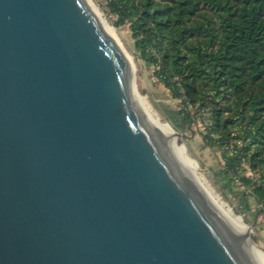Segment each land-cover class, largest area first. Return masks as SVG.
I'll list each match as a JSON object with an SVG mask.
<instances>
[{"label":"water","instance_id":"water-1","mask_svg":"<svg viewBox=\"0 0 264 264\" xmlns=\"http://www.w3.org/2000/svg\"><path fill=\"white\" fill-rule=\"evenodd\" d=\"M133 76L88 0H0V264L264 257L254 224L234 226L149 120Z\"/></svg>","mask_w":264,"mask_h":264},{"label":"trees","instance_id":"trees-1","mask_svg":"<svg viewBox=\"0 0 264 264\" xmlns=\"http://www.w3.org/2000/svg\"><path fill=\"white\" fill-rule=\"evenodd\" d=\"M107 5L116 26L129 23L140 58L157 67L153 74L171 96L206 111L204 140L225 147L221 174L250 190L264 212V0ZM184 120L189 125V113ZM232 140L240 144L227 145ZM244 162L255 177L244 175Z\"/></svg>","mask_w":264,"mask_h":264},{"label":"rangeland","instance_id":"rangeland-1","mask_svg":"<svg viewBox=\"0 0 264 264\" xmlns=\"http://www.w3.org/2000/svg\"><path fill=\"white\" fill-rule=\"evenodd\" d=\"M103 15L106 23L115 31L122 45L133 59L134 66V85L138 93L146 97L153 111L165 122H167L175 131L181 134L177 139V145L181 148H187L191 153L198 173L203 177L214 192L232 208L233 213L239 215L248 227L252 224V240L264 249V212H259V206L255 198L251 196L250 190L240 186V182L230 183L221 171L225 169V163L222 156L225 147L218 148L209 145L203 138L201 130L197 125L190 126L179 114V100L173 98L170 92L154 76L153 66L148 65L139 56L135 48V40L132 37L129 23L116 26L117 17L110 12L107 0H91ZM114 23V24H113ZM216 138V136H214ZM227 145L240 144L237 141H229ZM228 146V147H229ZM186 149V151H187ZM244 175L250 178L255 177L249 169L246 162L242 165ZM235 179V178H234Z\"/></svg>","mask_w":264,"mask_h":264},{"label":"bare ground","instance_id":"bare-ground-1","mask_svg":"<svg viewBox=\"0 0 264 264\" xmlns=\"http://www.w3.org/2000/svg\"><path fill=\"white\" fill-rule=\"evenodd\" d=\"M90 2V4L92 5V7L95 9V11L98 13V15L100 16V18L102 19L103 23L105 24V26L107 27V29L109 30V32L112 34V36L115 38V40L119 43V45L121 46L122 50L124 51V53L126 54V56L128 57L130 63L133 66V59L132 57L129 55V53L126 51L125 47L122 45L120 39L118 38V36L116 35L115 31L106 23L103 15L100 13V11L97 9V7L91 2V0H88ZM133 72H134V66H133ZM133 80H134V76H133ZM134 91L136 94V97L142 107V109L144 110L145 114L147 115V117L149 118V120L155 125L157 126L159 129H161L169 138L170 143L174 149V151L176 152V154L178 155V157L182 160V162L186 165V167L192 172V174L195 176V178L197 179V181L200 183V185L203 187V189L205 190V192L208 194V196L210 197V199L214 202V204L218 207V209L224 214V216L236 227L242 229L243 231H247L248 227L247 225L243 222L242 218L239 215H236L235 213H233L232 208H230L227 203V201H223L215 192L214 190L207 184V180L205 181L203 179V177L198 173L197 169L195 168V165L193 163V161L191 160L189 154L187 153L185 148H181L178 147L177 145V136L176 133L174 131V129L165 121H163L151 108L150 104L148 103V101L146 100V97L141 96L138 91L135 88L134 85ZM253 251L255 253L256 259L258 261L259 264H264V257L263 255L256 249L253 248Z\"/></svg>","mask_w":264,"mask_h":264},{"label":"built area","instance_id":"built-area-1","mask_svg":"<svg viewBox=\"0 0 264 264\" xmlns=\"http://www.w3.org/2000/svg\"><path fill=\"white\" fill-rule=\"evenodd\" d=\"M156 69L157 67H153ZM180 104V100H179ZM181 111L180 115L182 117H186V113H189L191 116V120L189 125H197L201 130V133L204 134L206 132V128L208 127L207 116L208 114L203 109H200L197 106L190 105L186 103L184 106L180 104L179 112ZM235 182H238L237 179H234Z\"/></svg>","mask_w":264,"mask_h":264}]
</instances>
